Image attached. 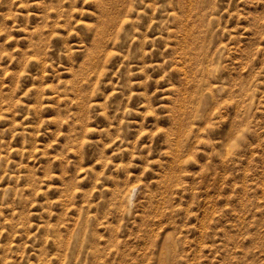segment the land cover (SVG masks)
Segmentation results:
<instances>
[{
    "label": "rangeland",
    "instance_id": "1",
    "mask_svg": "<svg viewBox=\"0 0 264 264\" xmlns=\"http://www.w3.org/2000/svg\"><path fill=\"white\" fill-rule=\"evenodd\" d=\"M0 264H264V0H0Z\"/></svg>",
    "mask_w": 264,
    "mask_h": 264
}]
</instances>
